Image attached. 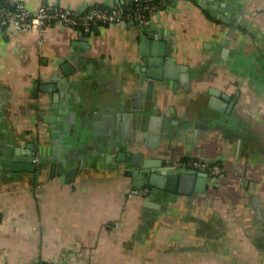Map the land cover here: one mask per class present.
I'll return each instance as SVG.
<instances>
[{"label":"crops","instance_id":"1","mask_svg":"<svg viewBox=\"0 0 264 264\" xmlns=\"http://www.w3.org/2000/svg\"><path fill=\"white\" fill-rule=\"evenodd\" d=\"M20 1L81 13L133 3ZM147 1L160 6L144 26L0 30V145L32 147L40 161L34 173L0 166V264H264V0H220L233 25L197 2ZM140 27L170 46L166 60L185 67L190 83L168 81L135 110L145 90ZM66 56L78 60L69 62L76 74L61 85L56 62ZM123 113L145 159L217 162L224 174L187 197L136 193L117 161L129 149Z\"/></svg>","mask_w":264,"mask_h":264},{"label":"water","instance_id":"2","mask_svg":"<svg viewBox=\"0 0 264 264\" xmlns=\"http://www.w3.org/2000/svg\"><path fill=\"white\" fill-rule=\"evenodd\" d=\"M179 1L197 2L201 9L208 11L209 15L214 19L220 17L221 21L230 22L231 25L234 24V19L230 16L229 8L224 3H221L220 0H174L172 7H175ZM123 5L124 3L121 6ZM56 6L57 8L59 7L58 4ZM105 6L115 8L120 5L119 3L118 6L109 5L105 1ZM76 13L83 14L79 11H76ZM150 23H153V20ZM139 34L143 62L141 63V68L137 70L141 73L140 85L145 87V90L132 100L133 109L135 110L142 109L141 104L144 101L153 100L154 90L159 87H166L168 81L179 80L183 86L190 83V75L185 67H178L171 61L166 60V58H170L171 56L170 46L164 47L162 43H155V40L158 39H155L151 35L149 28L140 27ZM70 61L78 62L77 59H73L70 56H66L64 59L56 62V65L61 67L64 77L60 81L61 85H66V79L76 74V69L69 65ZM177 73H181V77L178 78ZM35 90L42 93H50L52 87L50 85H43L38 88L36 85ZM33 97L37 98L35 94ZM50 120V117H45V121ZM200 128L206 127L205 125H201ZM119 129L122 133L124 149H129L126 152L119 153L117 161L123 167L124 176L130 181V186L136 193L148 188L154 198L164 194L172 195L175 198L178 195L187 197L193 192L203 193L205 191V187L208 185L209 178L211 177L210 175L174 166L164 167L161 161L145 159L143 153L139 151L136 153L132 150L131 113L122 114ZM138 130L142 134L141 140L143 142L149 143L154 139L152 135L142 131L141 125L138 126ZM128 144L129 146H127ZM0 146V166L5 171L34 173L37 164H40V161L35 163V158L30 152L33 150L32 147H27L29 151H26L25 149L7 148L5 143H1ZM75 174V172L69 173L61 179V183L65 181L69 182Z\"/></svg>","mask_w":264,"mask_h":264},{"label":"built area","instance_id":"3","mask_svg":"<svg viewBox=\"0 0 264 264\" xmlns=\"http://www.w3.org/2000/svg\"><path fill=\"white\" fill-rule=\"evenodd\" d=\"M140 4L142 0H134ZM158 7L152 4L139 7L131 14L125 6L111 9H93L78 14L70 9L57 8L53 4H43L37 10L30 11L20 0H0V29L12 30L16 33H39L52 26H62L85 33H90L93 27L107 26L122 21L145 23L158 12ZM174 167L206 173L211 177H220L224 170L220 163L204 160H187ZM143 196L151 194L148 188L140 191Z\"/></svg>","mask_w":264,"mask_h":264},{"label":"trees","instance_id":"4","mask_svg":"<svg viewBox=\"0 0 264 264\" xmlns=\"http://www.w3.org/2000/svg\"><path fill=\"white\" fill-rule=\"evenodd\" d=\"M133 1H134V0H133ZM148 4L155 5V6H157L158 8H159V6H160V4H159L158 2H149V1H147V0H142V2H141L140 4H136V3L133 2L131 5H127V6H125V8H126L131 14H134L135 11H136L139 7L144 6V5H148ZM93 9H105V8H103V7H94V8H92L91 10H93ZM37 264H49V263H47V262H39V263H37Z\"/></svg>","mask_w":264,"mask_h":264}]
</instances>
